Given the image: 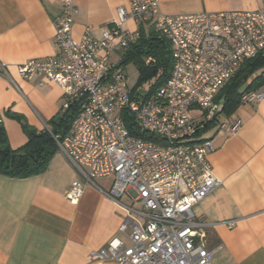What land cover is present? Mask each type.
<instances>
[{
    "label": "built area",
    "instance_id": "built-area-1",
    "mask_svg": "<svg viewBox=\"0 0 264 264\" xmlns=\"http://www.w3.org/2000/svg\"><path fill=\"white\" fill-rule=\"evenodd\" d=\"M76 7L73 0H64L54 18L58 55L32 58L17 71L28 80L39 78L40 85L57 84L61 111L80 102L66 134H52L77 171L66 199L78 201L92 186L126 213L117 229L124 238L116 235L92 250L90 261L214 264L220 247L206 246V223L196 220L193 209L223 184L213 173L210 156L216 145L206 133L212 125L233 134L242 126L240 118L225 112L222 90L246 60L264 54V4L256 10L180 16L163 13L160 0H131L118 7V20L100 39L89 27L80 39L74 37ZM127 20L147 32L153 29L171 44L170 74L150 96L134 92L122 64L112 60L141 37L140 28H124ZM0 71L16 84L2 62ZM238 93L239 104L260 102L264 85L242 86ZM124 111L144 135L130 132ZM97 179L107 180L108 188Z\"/></svg>",
    "mask_w": 264,
    "mask_h": 264
},
{
    "label": "crops",
    "instance_id": "crops-1",
    "mask_svg": "<svg viewBox=\"0 0 264 264\" xmlns=\"http://www.w3.org/2000/svg\"><path fill=\"white\" fill-rule=\"evenodd\" d=\"M63 1L0 0V62L16 82L0 71V111L13 148L28 142V137L5 111L25 116L38 129L60 111L61 88L55 83L40 85L39 78L25 79L17 67L32 58L58 55L54 18L61 13ZM73 1L77 6L74 37L80 39L89 27L100 39L118 20V7L128 6L131 0ZM263 4L264 0H160V9L181 16L256 10ZM123 26L146 30L133 20ZM260 73L242 86L248 88ZM232 114L242 121L237 133L218 125L206 133L216 145L210 156L213 173L223 184L193 209L196 220L206 223V246L220 247L214 264H264V99L239 104ZM76 177V169L61 151L43 173L26 178L0 173V264H118L91 262L89 254L116 235L124 238L117 229L126 213L92 186L78 201L67 200L65 193ZM123 198L125 203L129 199Z\"/></svg>",
    "mask_w": 264,
    "mask_h": 264
},
{
    "label": "trees",
    "instance_id": "trees-1",
    "mask_svg": "<svg viewBox=\"0 0 264 264\" xmlns=\"http://www.w3.org/2000/svg\"><path fill=\"white\" fill-rule=\"evenodd\" d=\"M141 37L137 43L127 49L125 58L121 63L134 59L139 54L146 53L152 60L149 63H142L139 68V78L133 91L137 88L150 84L145 94H153L170 74L172 69L171 44L166 38H162L154 32L153 29L146 31L141 29ZM261 73L253 80L248 89L260 88L264 85V54L246 60L240 66L234 77L228 82L222 90L225 97V111L232 114L239 105L240 87L256 72ZM80 102L71 105L67 111H59L56 115L47 121L51 132L46 129H38L29 124L23 115L5 111V115L15 118L21 125L24 133L28 137V142L20 147L13 148L10 145L8 133L3 123L0 111V173L12 177L26 178L43 173L49 166L54 154L59 151L56 141L52 134L64 136L69 129L73 119L80 112ZM125 124L132 134L144 135L135 124L133 115L127 111L123 112Z\"/></svg>",
    "mask_w": 264,
    "mask_h": 264
},
{
    "label": "rangeland",
    "instance_id": "rangeland-1",
    "mask_svg": "<svg viewBox=\"0 0 264 264\" xmlns=\"http://www.w3.org/2000/svg\"><path fill=\"white\" fill-rule=\"evenodd\" d=\"M126 51L127 50H121V51H117L113 57V63L118 65L120 64L124 58H125V54H126ZM147 55L146 53H143V54H139L137 55L136 58L134 59H131L124 62V63H121L123 68H124V71L126 76H127V82L129 84V87H135V85L137 84V81H138V78H139V68H140V64L141 62L142 63H146L147 62ZM246 84V82L244 83V85ZM251 83L248 84V87ZM149 85L150 84H144V86L142 87H139L137 88V91L142 95L146 93V91L148 90L149 88ZM226 112V111H225ZM227 113V112H226ZM25 117V116H24ZM225 117H224V114H221L220 115V119L223 120ZM26 119V118H25ZM19 122V121H18ZM20 123V122H19ZM21 124V123H20ZM46 125L48 126L47 124V121L45 122L44 124V128H46ZM22 126V125H21ZM47 129V128H46ZM10 142V141H9ZM97 182L99 184H101L104 188H108L107 187V184H105L106 180L105 179H97ZM125 200V198H123ZM128 198H126V203H129V204H133L135 207L137 208H141L140 204L138 202H133L130 198L127 200Z\"/></svg>",
    "mask_w": 264,
    "mask_h": 264
}]
</instances>
